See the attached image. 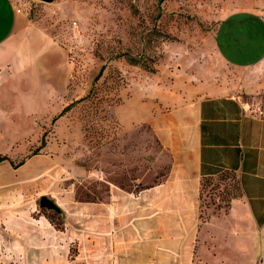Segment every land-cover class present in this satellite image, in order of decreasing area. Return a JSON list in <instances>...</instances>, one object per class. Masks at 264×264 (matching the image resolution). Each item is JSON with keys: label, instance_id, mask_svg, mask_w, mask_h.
Masks as SVG:
<instances>
[{"label": "rangeland", "instance_id": "374dc122", "mask_svg": "<svg viewBox=\"0 0 264 264\" xmlns=\"http://www.w3.org/2000/svg\"><path fill=\"white\" fill-rule=\"evenodd\" d=\"M15 1L28 17L13 34L27 84L22 135H0V264H264V223L247 219L233 172L203 179L182 212L138 192L170 163L140 117L156 83L172 82L189 54L264 79V0ZM240 90L264 116V86ZM107 180L123 188L113 205L101 203ZM43 194L61 210L41 206Z\"/></svg>", "mask_w": 264, "mask_h": 264}, {"label": "crops", "instance_id": "0c3cea01", "mask_svg": "<svg viewBox=\"0 0 264 264\" xmlns=\"http://www.w3.org/2000/svg\"><path fill=\"white\" fill-rule=\"evenodd\" d=\"M25 20L27 13L15 0H0V135L9 140L23 132L19 94L26 81L18 67L22 68L25 54L23 43L13 34ZM191 56L185 58L187 63L176 59L177 67L168 70L175 75L173 81L156 83L158 89L140 116L155 130L169 152L170 163L156 184L138 192L157 190L162 199L179 204L182 212L185 203L191 209L195 206L203 176L230 169L238 177L241 195L235 198L243 202L247 219L264 223V116L247 109L240 90L264 86V79L252 84L248 70L241 77L232 75L230 62L216 54L203 62ZM195 61L199 65L187 69ZM103 182L110 198L102 200V205L119 202L112 198H120L123 188L115 181ZM126 193L136 196L133 191Z\"/></svg>", "mask_w": 264, "mask_h": 264}, {"label": "trees", "instance_id": "16d2710c", "mask_svg": "<svg viewBox=\"0 0 264 264\" xmlns=\"http://www.w3.org/2000/svg\"><path fill=\"white\" fill-rule=\"evenodd\" d=\"M159 2H161V0H159ZM129 62H130L131 64H133V65H136V63H138V62L136 61V59H134V58H132V57L129 58ZM103 67H104L103 65L100 67L98 73H97L96 76H95V79H97V78L101 75ZM72 103H73V101L70 102V103H68V104H66V105L62 108L61 113L64 112L66 109H68ZM44 142H45V140H44V136H42V139H41V143H40V145L42 146V145L44 144ZM6 158L9 159V156H8L6 153H2V154H0V160L6 159ZM223 170H229V171H231V172H233V173L235 174V172H234L233 170H230V169H223ZM223 170H221V171H223ZM209 176H213V175L203 176V178H202V180H201V183H202L203 179H205V178H207V177H209ZM235 178H236L237 186L239 187V194H238V196H240V195H241V188H240L239 180H238V177H237L236 174H235Z\"/></svg>", "mask_w": 264, "mask_h": 264}, {"label": "water", "instance_id": "95a60500", "mask_svg": "<svg viewBox=\"0 0 264 264\" xmlns=\"http://www.w3.org/2000/svg\"><path fill=\"white\" fill-rule=\"evenodd\" d=\"M45 1H52V0H45ZM39 204L41 206H45L47 208H53V209H55L57 211L61 210V208L58 206L56 201L52 197H50V196H48L46 194H43V195L40 196Z\"/></svg>", "mask_w": 264, "mask_h": 264}]
</instances>
